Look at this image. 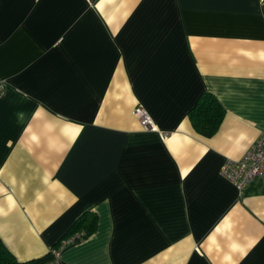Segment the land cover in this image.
Listing matches in <instances>:
<instances>
[{
    "label": "crops",
    "instance_id": "obj_1",
    "mask_svg": "<svg viewBox=\"0 0 264 264\" xmlns=\"http://www.w3.org/2000/svg\"><path fill=\"white\" fill-rule=\"evenodd\" d=\"M0 81L18 261L88 212L48 264H264V178L219 174L264 131V0H0ZM204 91L224 108L209 137L188 116Z\"/></svg>",
    "mask_w": 264,
    "mask_h": 264
},
{
    "label": "trees",
    "instance_id": "obj_2",
    "mask_svg": "<svg viewBox=\"0 0 264 264\" xmlns=\"http://www.w3.org/2000/svg\"><path fill=\"white\" fill-rule=\"evenodd\" d=\"M223 114L224 108L209 91L202 92L188 112L194 130L205 137L211 136L216 131ZM87 213L83 212L76 218L64 236L76 231H83L82 237H84L92 232L96 222L95 216L92 213ZM53 259L54 256L49 252L40 258L18 261L0 239V264H48Z\"/></svg>",
    "mask_w": 264,
    "mask_h": 264
},
{
    "label": "built area",
    "instance_id": "obj_3",
    "mask_svg": "<svg viewBox=\"0 0 264 264\" xmlns=\"http://www.w3.org/2000/svg\"><path fill=\"white\" fill-rule=\"evenodd\" d=\"M1 90L2 82L0 81V93ZM134 114L143 128L156 130L151 117L144 108H137ZM219 174L232 183L238 193H241L253 178H264V131L258 135L241 157L237 159L227 158L220 166ZM82 236L83 231H76L62 238L57 247L52 250L54 257L60 247L77 241Z\"/></svg>",
    "mask_w": 264,
    "mask_h": 264
}]
</instances>
